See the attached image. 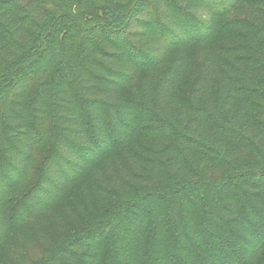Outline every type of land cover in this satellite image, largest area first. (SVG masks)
Here are the masks:
<instances>
[{
  "label": "trees",
  "instance_id": "obj_1",
  "mask_svg": "<svg viewBox=\"0 0 264 264\" xmlns=\"http://www.w3.org/2000/svg\"><path fill=\"white\" fill-rule=\"evenodd\" d=\"M0 264H264V0H0Z\"/></svg>",
  "mask_w": 264,
  "mask_h": 264
}]
</instances>
